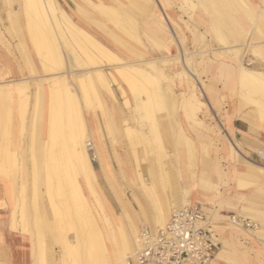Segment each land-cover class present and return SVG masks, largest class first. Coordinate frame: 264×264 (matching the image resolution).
I'll use <instances>...</instances> for the list:
<instances>
[{
  "label": "bare ground",
  "instance_id": "1",
  "mask_svg": "<svg viewBox=\"0 0 264 264\" xmlns=\"http://www.w3.org/2000/svg\"><path fill=\"white\" fill-rule=\"evenodd\" d=\"M67 1L76 12L89 18L93 24L96 25V28L90 25L91 29L95 33L91 32V30L89 31L84 26L79 25L75 21V18L70 11L59 10L56 0H23L24 7L26 9L25 14L28 16L30 29L29 35H31L30 40L32 39L34 44L33 47L35 46L37 50V56L41 59L39 60L40 63H42L45 72L49 73L51 71L49 65L50 60L52 62L56 59V57L59 58L60 50H57L59 52L57 54L56 51L52 49V47L50 48L46 46L50 52V55L46 57L41 55L45 45L41 37L42 34L43 37H46L44 33L46 30H43V33L40 32L38 28L40 26H38L37 21L41 23L43 22L47 27L50 26L49 31L51 34L55 32L57 35L62 36L61 38L65 40V43L69 48L68 50L74 55V61H76V64H78L80 59H86V62L84 63L85 65L88 66L89 64H92L95 66L93 70H89L84 73V76H75V85L78 86V89L86 93L89 87L101 86L103 87V90L105 89L106 92H108V94L113 97V99L115 98L113 86H116L120 90L125 98V106L132 110L131 116L133 119L146 127V131L143 132V130H137L138 128L136 129L134 126L131 127L128 124L126 125L124 133L125 136L128 137L132 149H134L136 152L137 147L146 145V147H148L151 152L153 160L158 164L161 163L163 156L159 153V151L162 150L163 147L160 139V131L163 130V132L166 134L170 133L166 125L160 126L157 122L158 116L161 114L162 110H164V107H173L174 109L176 107H181L182 110L184 109L183 112L188 119H196L197 113L200 110L207 108L203 102V99L209 94H212L214 91L211 86L202 84L199 80H197L192 73H195V71L198 70L197 65L193 60V52H190L186 47H182L175 40V32L171 29V27H169L167 22L165 23L157 14L155 9V0ZM188 5L189 2H186L181 8L186 10ZM148 13H152V16L157 18L156 21L160 28L159 30L163 32L164 35H170L172 47L167 49V56L161 57L159 55L160 57L158 58L148 59L147 52L145 48L142 47L143 43L141 42L139 31L143 30L141 29L142 17H147ZM257 19V23L255 22L254 24L256 34L248 38V41L241 44L240 47L227 48L226 50L237 56L238 62L234 77L238 82L241 83V85L246 87L250 93L256 94L258 96L259 100L251 99L257 108L256 110H253L252 113L257 118L259 117L260 120H263L264 71H262L260 67L264 68V42H257L256 37L258 36L255 35L259 33L260 35L264 34V14H260ZM108 23L111 25L109 29L107 27ZM51 25H53L54 29L51 28ZM41 28L44 27L41 26ZM216 35L220 36L221 34L216 31ZM52 37L47 34L48 40ZM262 38H264V35H262ZM54 40L56 39L54 38ZM220 43L225 45L224 41H220ZM53 47L55 48L56 46ZM156 47L159 49L158 46ZM207 48L208 45L205 43L201 52L202 64L205 63V59L209 53ZM114 50L120 52V54H116ZM173 52H175V54H173L174 56L172 55ZM248 53H251L256 57L258 60V67L249 69L243 65L242 59ZM60 61L61 60H59V62ZM79 66L81 67V65ZM222 66H224V68L223 70L221 69V71L225 74L228 73L229 71L226 69V65ZM217 68L218 66L216 67V70ZM106 70H108V73ZM110 70H113L114 73ZM171 71L180 72L177 73L176 76L181 78V80L186 81V90L177 92L176 89L171 86V84L169 85L170 82H174L172 78H169ZM108 75L111 78H109ZM49 83L52 86H49L48 88V96L51 101H54L53 105H56L55 100L58 101V103L62 100L64 103H66L67 108V111L66 109H63L62 112L57 113H55L53 108H50L49 115L52 119L54 117L62 119L61 116H65L66 121L68 120V122L66 124L67 129H65V123H62L64 125L63 126L59 124L60 121H58L59 123L56 125L55 130V125L51 124L50 121V123H48L53 125V131L57 137L55 136L56 138L54 142L50 141L51 143L49 146H45L44 144V150H40V152L45 157L43 163L46 179L49 184L53 181L58 182L61 190H59L60 194H62L61 187L63 188L64 186H67L70 188L71 197L69 200H67V205L70 207V210L72 209L80 217H82L83 220H85L87 227V236L83 239L77 238V245L84 246V252L81 250L83 254L80 252V248L78 246L73 247L71 243L67 241L65 243L66 257L71 260L70 264H129V259L134 257L135 252L140 248L139 229L134 222L133 227H131L129 221L130 219L132 220V217L127 213L125 207L122 214L117 217L111 214L108 215L103 211L96 188V172L91 163L89 155L88 146L91 145L87 140V138L91 139L95 135L92 132H88L86 128L84 129V122L80 120L81 116L78 115L75 118L73 117L72 112H74L75 109H72V111L68 109L70 108L69 105L72 104L71 102L76 100V93L72 89L73 86L71 81L63 76H57L50 78ZM22 86L16 83L9 84L8 87L6 86L7 89L5 88L0 90V100H2L4 97L10 98V96L16 93V91L20 92V90H22ZM40 88L41 85H39V89ZM127 89L129 90L135 106L130 104L131 102L127 96ZM40 90L42 91L43 88ZM28 99L29 98H27V100ZM102 113L104 114V112ZM196 122L201 126V122ZM177 143H181V145L187 146V148L188 146H191V142L184 139ZM95 148L97 149V145H95ZM261 156L264 158V154L261 153ZM248 164L251 166V168H254V163L249 162ZM6 172L7 170L5 169V173ZM138 173L140 183L143 189H145L149 200L153 203L152 205L155 211L154 225H150L152 227H158L157 229H154L158 230L168 222L174 210L181 209L182 207L177 204H172L170 205L172 210L170 215L165 214L163 211V206L159 200L158 184L154 183L153 186H151V184H146L141 172L139 171ZM6 174V177L9 179V171ZM150 175L152 176L153 180L157 179L155 172H152ZM172 177L174 182V175ZM246 177L255 179L256 176H254L252 173ZM81 181H83V184L87 187L91 197L101 209V213H96V216L91 209L90 203L82 194ZM168 183H166V185ZM168 193H171V191ZM72 204L73 208L70 206ZM186 204H191V200H186ZM124 220H126V224L124 223ZM108 246H111V251ZM134 247L136 249L133 253L132 251ZM111 253L112 257H110ZM221 253H223V251ZM41 264H44V262H41Z\"/></svg>",
  "mask_w": 264,
  "mask_h": 264
},
{
  "label": "crops",
  "instance_id": "2",
  "mask_svg": "<svg viewBox=\"0 0 264 264\" xmlns=\"http://www.w3.org/2000/svg\"><path fill=\"white\" fill-rule=\"evenodd\" d=\"M155 1L157 14L175 32V40L182 47L195 52L201 50L205 43L208 45L209 53L205 63L195 73L192 72L196 79L202 81V84L215 87L218 92L221 87L227 93L234 90L237 84L229 83L230 76L219 79V82L216 76H219L221 69L223 70L222 65H226L230 75L235 73L237 56L226 49L240 47L248 41V38L256 34L254 24L260 14H264V0ZM186 2H189V5L185 10L181 7ZM62 4L63 9L68 10L65 4ZM156 20L157 18L153 17L152 13H148L147 17H142L141 20L143 30L139 31V34L148 59L167 56V49L172 47L170 35H164L159 30ZM86 22L96 28V25L90 24L87 19ZM216 31L221 35H216ZM256 38L257 42H264V38ZM219 40L224 41L225 45ZM16 58L17 55L13 56L7 49L0 50V63L8 72L9 78L7 79L18 82L23 78H30L28 70L18 64ZM253 63L257 66L256 61ZM217 66L219 69L216 70ZM177 73L180 72L171 71V76L175 77ZM174 89L177 92L186 90V81L176 78ZM215 98L213 100L209 97L205 98L206 101L203 102L207 108L200 110L196 119H192L193 122H189L184 113L180 114L175 121L177 123L176 132L162 133L167 139L168 147L175 153V180L172 190L165 193L159 189V200L163 211L169 215L172 211L170 208L172 204L180 205L182 208L200 204L204 208L216 226L215 233L221 246L220 251H224L221 258H218L220 254L218 253L211 264H264V238L260 234L264 233V158L261 156V153L264 154V128L252 113L253 111L236 100L229 99L225 110L220 114L216 109L221 102L220 94H217ZM19 103L16 100L13 105L14 128L17 137L22 126ZM33 108L34 101L31 100L27 120L30 119ZM196 121L201 122V126ZM87 126L98 128L96 122L91 125L88 123ZM217 129L221 134L220 138L216 137L221 142L217 150H204L201 144L199 147L195 140L212 139L215 137L213 132L215 133ZM179 132L191 139L192 146L187 148L177 143L180 142ZM93 138L99 154L103 156L101 160L96 159V163L99 182H104L103 171L117 170L116 158L110 147H107L109 151H106L102 146L100 132ZM97 150L93 151L97 153ZM107 154L109 159L106 157ZM249 162L254 163V168L249 166ZM252 173L257 178H245L244 182L248 186L240 189L239 179ZM133 178L131 183L127 184V213L135 220L136 225L146 224V220L154 225L153 203L146 200L142 193L135 189L137 184ZM158 187L161 188L160 185ZM169 191L172 195L168 193ZM189 199L191 204H186V200ZM16 203L17 190L14 178L0 177V264H35L33 238L28 232L20 228L14 230L12 226V214ZM233 217L244 219L250 227L234 226L231 223ZM150 228L154 230L158 227Z\"/></svg>",
  "mask_w": 264,
  "mask_h": 264
},
{
  "label": "rangeland",
  "instance_id": "3",
  "mask_svg": "<svg viewBox=\"0 0 264 264\" xmlns=\"http://www.w3.org/2000/svg\"><path fill=\"white\" fill-rule=\"evenodd\" d=\"M56 3L59 10H64L62 7V3H64V6L68 8V10L66 11H70L72 13L75 21L79 25L84 26L89 31L91 30V32L95 33L91 29V26L86 24L87 22L85 18L87 17L76 12L67 0H56ZM25 13L26 9L24 7L23 0H0V50L2 49L3 51H5L7 49L13 56H15L16 54V60L18 61V64L28 70L30 77L23 78L18 82L13 81L12 79H7L9 78L8 72L5 66H2V64L0 63V90H3L5 88L7 89L9 84L16 83L20 84V86H22L23 84L22 90H20V92H17L15 90L16 93L12 94L10 98L4 97L2 100H0V177L8 179L6 177V173H8L9 171L10 178H14L17 190V203L16 208L12 214V226L14 230H18L20 228L23 231L28 232L33 238L35 264H41V262H44V264H70L71 260L68 259L65 254V243L68 241L73 247H77V238L83 239L87 236V227L85 220H83V218L80 217L75 211H73L72 209L70 210V207L67 205V200H69V198L71 197L70 188H68L67 186H64L63 188L61 187L62 194H60V186L58 185V182L53 181L49 184L46 179V173L43 163L45 157L40 152V150H44L45 146H49V144L51 143L50 141L54 142L55 138L57 137L54 134L53 125L51 124L55 125V130L56 125L59 123L58 121H60L59 124L63 125L65 123V129H67L66 124L68 122V120L66 121L65 116H61L62 119L55 117L52 119L49 115L50 108H53L55 110V113L62 112L63 109H66L67 111L66 103H64L62 100L59 101V103L55 100V109V106L53 105L54 101H51L49 99L48 88L49 86H52L49 83L50 78L63 76L71 81V84L73 86L72 89L76 93V100H73L71 102L72 104L69 105L70 108L68 109L71 111L72 109H75L74 112H72L73 117L75 118L78 115L81 116L80 120L85 123H83V127L84 129L86 128L88 132H92L94 135L100 132V140L102 142V146H104L105 149L107 147H110L113 151L114 157L116 158L117 170L114 171L113 169H111L110 172L103 171V179L105 181L99 182L100 177L97 172L98 165L96 163V159L101 160V157L103 158V156H101L98 150L95 148V140L93 138H87L88 143H90V145L92 146V151H90L89 146L88 149L91 163L96 172V188L99 194L102 209L106 214H111L115 217L122 214L124 207L126 208V190L128 187L127 184L131 183L132 177H134L133 181L137 184V186H135V189L141 192L146 200H149L148 196L146 195L145 189H143L140 183V178L138 175L139 171L141 172L142 177H144V181L146 184H151V186H153L154 183H157L161 186V188L158 187V194L159 189H161L165 193L170 189L172 190V176L174 175L175 178V153L168 147L167 139L162 134H166L165 132H163V130L160 131V139L163 147L162 150L159 151V153L163 156L161 163L158 164L153 160L151 152L149 148L146 147V145L137 147L135 152L134 149H132L128 137L125 136L124 129L128 124L131 127L134 126V128H138L137 130H143V132H145L146 127L133 119V117L131 116L132 110L125 106V98L120 90L116 86H113L115 94V98L113 99V97H111L105 89L103 90V87L101 86L89 87L86 93L78 89V86L75 85V76H84V73L89 70H93L95 66H93L92 64H89L88 66L85 65L84 63L86 62V59H80L78 64H76V61H74V55L68 50L69 48L67 47L65 40L61 38L62 36L57 35L55 32L51 34L49 31L50 26L47 27L43 22L41 23L37 21L38 26H40L38 27L40 32L43 33L46 30V32H44L46 37H43V34L41 37L45 44L43 53L41 55L43 57L50 55L47 47H52V49L56 51L57 54L60 50V59L56 57V59L52 62L50 60L49 65L51 71L49 73H46L42 63H40L41 59L37 56V50L35 46L33 47L34 44L32 42V39L30 40L31 35H29L30 29L28 16ZM87 20L90 24H93V22L89 18H87ZM257 21L258 19H256L255 22L257 23ZM41 26L44 28H41ZM110 26V23H108V29L110 28ZM51 28L54 29L53 25H51ZM46 33L50 35V37H52L54 34L53 37L56 40H54L53 37L49 38L48 40ZM262 35L264 34H257V36L261 38ZM204 39H206L205 36ZM52 41L57 42L53 43ZM52 45L56 47L54 48ZM201 52L202 49L193 52V60L197 65L198 70L203 65ZM58 59L61 61L59 62ZM254 61L257 62V66L253 65ZM242 62L243 65L249 69L258 67V60L251 53L246 54L243 57ZM79 65H81V67ZM260 69L264 71V68L260 67ZM110 71L114 73L113 70ZM106 72L108 73V70H106ZM169 75L171 76V74ZM218 75L219 76H216L218 82L223 77L230 76L228 78L229 83L237 84V86H235L236 88L228 93L225 92L222 87L219 91L220 93L216 90L215 87H212L214 91L207 97L213 100L216 99L215 97L217 96V94H220L221 102L216 107L220 114H222L225 110L227 101L229 99L236 100L239 104H244L246 108H249L252 111L257 109L251 99L259 100L258 96L256 94L250 93V91L246 87L241 85V83L238 82L234 77V74L230 75V72L225 74L220 70V73ZM170 76L169 78H172L174 82H170L169 85L171 84V86L174 87L175 80L178 77ZM108 77L111 78L109 75ZM201 83L203 82L201 81ZM39 85H41L40 89L43 88L42 91L39 89ZM127 94V96L129 97L128 99L131 102L130 104L132 106H135V103L128 89ZM27 98L29 99L27 100ZM205 98L203 99V101H206ZM16 100L20 102L19 116L22 121V126L21 130L19 131L18 137L15 135V118L13 117V105L15 104ZM31 100L34 101V108L30 119L27 120V114L29 113V103ZM183 111L184 109L182 110L181 107H176L174 109L173 107L167 108L166 106L164 107V110H162L161 114H159L157 122L160 126L163 124L166 125L167 129L174 133L177 130V123L175 121H177L180 114L184 113ZM102 112H104L105 115ZM188 120L189 122H193L192 118H189ZM49 121L51 122V124H48L50 123ZM259 121L261 126L264 128V119H259ZM93 122H96L98 128L94 126H86L88 123L89 125H91ZM48 125H51L52 127ZM49 129L51 130V132ZM179 134L180 141L182 139L190 141L192 146V141L189 137L185 136L182 132H179ZM213 136L215 137H213L212 139L207 140L205 138H200L195 141L199 145V147L201 144V147H203L204 150H217V148L221 145L220 140L216 138H220L221 136L218 129L215 133L213 132ZM94 149L97 150V153L93 151ZM106 151L109 150L106 149ZM93 153H95V156L93 155ZM106 157L109 159L108 154L106 155ZM34 158L36 161L34 160ZM5 169L7 170L6 173ZM152 172L156 173V180L152 179V176L150 175ZM171 172L173 173V175ZM245 178L248 179V177L244 176L242 177V179H239L240 189L248 186L247 183L244 182ZM81 183L82 194L90 203L91 209L96 216L98 213H101V209L97 205L95 200L91 197L87 187L83 184V181H81ZM166 183L168 184L166 185ZM104 184H107L108 186L105 187ZM169 194L172 195V193ZM70 206H72L73 208V204ZM124 221L123 222L126 224V220ZM148 221L149 220H146L147 225L137 224L139 232L140 229L144 226L148 228L152 227ZM133 222L135 223V220L130 219L129 223L131 227H133ZM260 234L264 238V233ZM78 247L80 248V252L81 250L83 251L84 246L80 245ZM110 247L111 246H108L109 249ZM135 247L132 251L133 253L135 252ZM221 252L222 251L219 252L220 254L218 255V258H221ZM110 257H112V253ZM131 260L133 261V257L129 259V262Z\"/></svg>",
  "mask_w": 264,
  "mask_h": 264
},
{
  "label": "built area",
  "instance_id": "4",
  "mask_svg": "<svg viewBox=\"0 0 264 264\" xmlns=\"http://www.w3.org/2000/svg\"><path fill=\"white\" fill-rule=\"evenodd\" d=\"M89 148L92 151V146ZM231 223L250 227L238 217H233ZM215 228L200 204L174 210L162 228H141L140 248L129 264H211L220 250Z\"/></svg>",
  "mask_w": 264,
  "mask_h": 264
}]
</instances>
